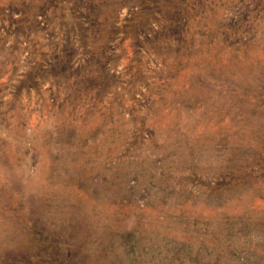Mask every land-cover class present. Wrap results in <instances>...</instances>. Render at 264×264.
Wrapping results in <instances>:
<instances>
[{"label": "rangeland", "instance_id": "rangeland-1", "mask_svg": "<svg viewBox=\"0 0 264 264\" xmlns=\"http://www.w3.org/2000/svg\"><path fill=\"white\" fill-rule=\"evenodd\" d=\"M264 264V0H0V264Z\"/></svg>", "mask_w": 264, "mask_h": 264}, {"label": "trees", "instance_id": "trees-1", "mask_svg": "<svg viewBox=\"0 0 264 264\" xmlns=\"http://www.w3.org/2000/svg\"><path fill=\"white\" fill-rule=\"evenodd\" d=\"M51 263L52 264H63V262H62V260L59 258V260H53V259H51ZM67 264H70V263H67Z\"/></svg>", "mask_w": 264, "mask_h": 264}]
</instances>
